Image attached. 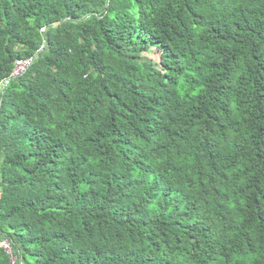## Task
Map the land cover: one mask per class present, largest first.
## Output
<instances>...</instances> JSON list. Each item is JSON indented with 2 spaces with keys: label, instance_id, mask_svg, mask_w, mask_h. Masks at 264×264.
I'll use <instances>...</instances> for the list:
<instances>
[{
  "label": "trees",
  "instance_id": "16d2710c",
  "mask_svg": "<svg viewBox=\"0 0 264 264\" xmlns=\"http://www.w3.org/2000/svg\"><path fill=\"white\" fill-rule=\"evenodd\" d=\"M5 80L0 264H264V0H0Z\"/></svg>",
  "mask_w": 264,
  "mask_h": 264
},
{
  "label": "built area",
  "instance_id": "2783aa9c",
  "mask_svg": "<svg viewBox=\"0 0 264 264\" xmlns=\"http://www.w3.org/2000/svg\"><path fill=\"white\" fill-rule=\"evenodd\" d=\"M32 62H33V59L31 60H20V61H17L15 63V68H14V71L11 75V79L12 78H17L19 76H22L24 75L31 67L32 65ZM9 84V80H5L3 83H1L0 85V94L1 92H4L5 89L7 88ZM1 247L11 256L13 257V254H12V248H11V245L8 243V242H4L1 244ZM13 264H16V260L13 258Z\"/></svg>",
  "mask_w": 264,
  "mask_h": 264
},
{
  "label": "rangeland",
  "instance_id": "374dc122",
  "mask_svg": "<svg viewBox=\"0 0 264 264\" xmlns=\"http://www.w3.org/2000/svg\"><path fill=\"white\" fill-rule=\"evenodd\" d=\"M148 58L153 59L155 62L159 60V54L157 51H153V53L147 55Z\"/></svg>",
  "mask_w": 264,
  "mask_h": 264
}]
</instances>
